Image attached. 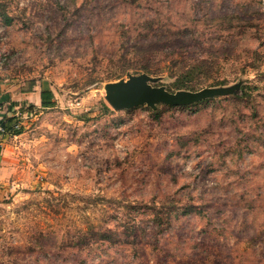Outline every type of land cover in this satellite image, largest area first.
I'll return each instance as SVG.
<instances>
[{
    "label": "rangeland",
    "instance_id": "obj_1",
    "mask_svg": "<svg viewBox=\"0 0 264 264\" xmlns=\"http://www.w3.org/2000/svg\"><path fill=\"white\" fill-rule=\"evenodd\" d=\"M0 114V264H264V0H0Z\"/></svg>",
    "mask_w": 264,
    "mask_h": 264
},
{
    "label": "water",
    "instance_id": "obj_2",
    "mask_svg": "<svg viewBox=\"0 0 264 264\" xmlns=\"http://www.w3.org/2000/svg\"><path fill=\"white\" fill-rule=\"evenodd\" d=\"M154 79L146 73L129 74L127 79L110 82L104 86V98L114 110L130 109L147 105L156 109L157 104L168 106L190 105L204 99L227 96L235 92L240 83L231 86H209L191 91L179 89L169 91L164 86H155Z\"/></svg>",
    "mask_w": 264,
    "mask_h": 264
},
{
    "label": "trees",
    "instance_id": "obj_3",
    "mask_svg": "<svg viewBox=\"0 0 264 264\" xmlns=\"http://www.w3.org/2000/svg\"><path fill=\"white\" fill-rule=\"evenodd\" d=\"M221 84V82H216L211 86H216ZM176 90L183 89V85L174 84ZM188 89V88H186ZM39 100L41 107H50L55 104V99L53 97L52 92L49 89H42L39 93ZM18 118L15 115L12 116H3L0 121V128L3 130L5 134L18 135L21 133V129H15L14 125L16 124Z\"/></svg>",
    "mask_w": 264,
    "mask_h": 264
},
{
    "label": "crops",
    "instance_id": "obj_4",
    "mask_svg": "<svg viewBox=\"0 0 264 264\" xmlns=\"http://www.w3.org/2000/svg\"><path fill=\"white\" fill-rule=\"evenodd\" d=\"M38 99H39V97H38ZM3 114H0V121H1V119H2V116ZM6 116V115H5ZM8 116V115H7ZM4 135V133H3V130L0 128V147L2 146L1 145V140H2V136Z\"/></svg>",
    "mask_w": 264,
    "mask_h": 264
}]
</instances>
